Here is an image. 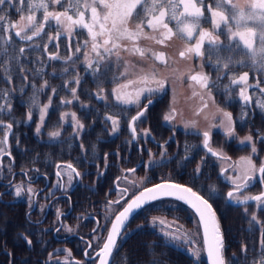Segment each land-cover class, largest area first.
Segmentation results:
<instances>
[{
    "label": "flooded vegetation",
    "instance_id": "flooded-vegetation-1",
    "mask_svg": "<svg viewBox=\"0 0 264 264\" xmlns=\"http://www.w3.org/2000/svg\"><path fill=\"white\" fill-rule=\"evenodd\" d=\"M0 7L5 9L12 22L19 21L22 13H17L15 8L8 5ZM16 7L21 5L16 4ZM55 8L63 10L59 5ZM36 14L39 16L40 12ZM203 27L209 29L211 25L204 23ZM55 31L52 27H46L45 33H41L39 37H33L31 41H21L15 37L12 30L14 44L9 46V51L18 52L20 47H24L26 51L20 57V65H12L10 83L5 78L6 74L0 70V90L10 92L9 100L12 105L11 113H0V119L8 123L11 118L13 123L6 149L11 155L0 156V194H3L0 195V264H64L65 257L70 264H75V261L94 264L95 252L102 246L111 221L115 218L114 214L106 218L107 202L119 198L120 188H128L129 194L125 200L112 206L114 212L122 210L126 201L138 191L132 188L129 181L145 176L149 181L142 187H150L161 182L162 179H171L176 183L192 187L206 199L210 195L209 186L214 185L217 192L211 193L209 202L216 212L224 235L225 257L229 264H237V262L252 264L264 250L260 244V225L255 224L250 228L249 221L253 212H256L260 221H264V209L258 210L255 202H250L245 213L243 205L225 200L223 196L230 190L231 185L221 175V169L227 168L230 162L248 155L250 147L241 145L236 138H227L222 129L212 128L210 146L215 150L223 149L224 153L231 157V161H222L207 153V149L203 147L201 133L208 130L209 124L220 123L219 118L213 119L217 106L232 113L236 121L238 137L242 138L251 133L255 139L258 131L264 133V111L255 105L259 89L249 88L253 102L246 107H243L239 100L238 87L233 91V100L227 102L222 86L229 81L224 77L218 82L219 89L212 88L215 104L207 93H202L208 107L198 112L203 106L200 95L193 96V91L200 90L187 78V75L180 79V74L202 71L216 80L219 73L206 62L201 69L202 61L194 55L189 58L180 57L179 53L189 46V42L178 36L166 41L165 44H157L153 40H141L142 47L164 52L168 64H161L151 56L141 62L138 57L124 52L121 54L123 60L130 66H135L129 69L130 73L135 74L125 78L119 75L124 69L118 66L115 57L111 58V66L106 72L102 69L100 73L94 74L87 69L85 53L90 52V45L85 47L83 44L89 39L86 30H77L71 40L67 36H61L58 41L49 42L48 36L55 35ZM146 31L153 35L150 30L146 29ZM221 39L224 37L222 36ZM78 43L81 52L75 53ZM191 43L194 44L195 41ZM57 52L61 57L73 53L75 56L73 61L67 63L63 59L49 60V54ZM94 56L95 54L92 53L89 59ZM21 66L26 69L23 73L19 71ZM152 66H155L158 72L157 78L167 77V83L163 92L153 96L154 102L150 105L143 121L137 122L139 135L133 139L128 121L139 109L135 105H117L111 90L118 83H126L128 79L135 80L140 68L148 71ZM41 67L43 72L35 75V69ZM65 68L68 69L67 72L64 71ZM245 71L249 72L250 84H254L259 79L261 87H264V74L245 66H236L232 69L236 75ZM25 76L26 80L23 78ZM76 76H79L81 81L79 86L74 82ZM44 81L48 82V87L39 93V104H46L50 96L52 104L41 132L37 134L35 129L39 123L38 108L32 109V121H29L31 126L23 128L18 126L19 95L24 94L22 95L24 99L27 90L30 100L33 94L32 85L35 84L40 88ZM66 82L67 87H65ZM141 86L130 85L127 91H133ZM149 86L155 87L154 84ZM21 87L24 89L23 92L20 91ZM74 87L77 88L78 100L73 99L70 91ZM52 88L57 89L55 95L51 91ZM101 88L104 89L103 95L107 97L106 101L97 99L96 93ZM62 99L72 102L61 105ZM0 103H3L2 93H0ZM143 103L146 101L142 99L141 107ZM170 108H175L176 112L173 121L166 122L163 116ZM242 110L248 113L244 121L240 120ZM63 112H75L84 128L78 133L74 131L71 116L62 122L60 115ZM106 115H120L118 132H111L112 125L105 119ZM188 122H195L194 126L186 128L185 124ZM143 129H150L151 135L141 134ZM55 130H59L61 135L51 138L49 133ZM2 137L3 130H0V138ZM161 145L164 147L162 148ZM257 148L259 154L254 159L259 164L260 159L264 158V142H257ZM164 149L167 151L162 161L160 154ZM186 149L187 160L184 159ZM150 152L152 159L158 163L146 168ZM105 154H107L106 160ZM69 162L82 173L78 178L73 174L74 179L70 187H68L67 175L62 177L56 175L58 171L56 166ZM159 163L166 166L161 167ZM198 165H201V172L197 177L194 170ZM125 169H136V171L126 172ZM227 175H233L232 169L228 170ZM118 177L121 179H117ZM123 177H127V180ZM58 181L65 185V188L54 187ZM21 183L26 188L30 185L36 190L31 207L27 195L21 198L13 195V186ZM261 190L264 188L257 177L248 192L255 195ZM58 209L63 213L59 219ZM153 217L163 218L171 223V230L180 227L181 232L188 231L194 243L168 239L162 234V226L158 222L153 226L151 223ZM127 226L128 234L118 240L120 247L115 250L110 264H208L199 219L187 203L175 197L162 198L138 209ZM68 227L73 231H67ZM94 228L97 230L95 233L92 231ZM196 230L203 249L198 262L187 249L200 244L197 243ZM21 233L33 241L31 247L26 244ZM94 236L99 239H94ZM88 241L92 242V248L88 249L92 258L84 255ZM242 245H247L246 252L241 250ZM65 249L71 250L70 256L64 251ZM49 253L52 254L51 259Z\"/></svg>",
    "mask_w": 264,
    "mask_h": 264
},
{
    "label": "snow or ice",
    "instance_id": "snow-or-ice-1",
    "mask_svg": "<svg viewBox=\"0 0 264 264\" xmlns=\"http://www.w3.org/2000/svg\"><path fill=\"white\" fill-rule=\"evenodd\" d=\"M16 4L21 5V7H16ZM5 5L15 8L17 13H22L18 22H12L5 9L0 7V13H3L0 14V70L6 74L5 78L9 83L11 82L12 65L19 66L20 57L26 51L24 47H20L18 52L9 51V46L14 44L12 30H14L15 37H18L21 41H31L33 37H39L41 33H45L46 27H52L56 31L55 35L48 36L49 42L58 41L61 36H67L71 40L77 30H86L89 39L85 40L83 44L85 47L90 45V52L85 53L87 69H90L94 74L100 73L102 69L106 72L111 66V58L115 57L118 66H122L124 69L119 75L125 78L130 74H135L129 71L130 67L134 68L135 66H130L127 61L123 60L122 53L126 52L129 55L138 57L141 62L146 61L151 56L154 60L160 61L161 64L167 65L168 58L164 52H156L152 48L142 47L140 41L153 40L157 44H165L166 41L178 36L189 42V46L179 53L180 57L189 58L194 55L202 61L200 64L201 69L206 62L219 73L216 80H213L210 75L202 71L194 74L191 71L187 74H180V79L187 75V78L200 90L199 92L193 91V96L200 95L203 106L198 109V112L208 107L202 93H207L213 104H215L212 88L219 89L218 82L224 77H227L229 81L228 84L222 86L227 102L233 100V91L238 87L237 95L242 102V106L246 107L253 102V96L248 91L249 88H257L259 89V95L255 99V105L261 111H264V87H261V81L257 79L254 84H250L249 72L245 71L240 75L232 72V69L236 66H245L257 73L264 74V0H211V2L209 0H0V6ZM56 5H59L63 10H56ZM37 12H40L39 16H37ZM133 22H135L134 26ZM204 23H209L211 27L205 29L203 27ZM146 29L150 30L153 35H150ZM222 36L224 39H221ZM193 40L195 41L194 44L191 43ZM56 46L59 47L58 44ZM46 47L47 45H45ZM69 48H71L70 43ZM79 52H81V46L78 43L75 53ZM75 53L67 57H61L57 52L49 54L48 58L49 60L63 59L67 63L73 61ZM92 53L95 56L89 59ZM19 71L23 73L26 69L21 66ZM64 71L67 72L68 69L65 68ZM42 72V67L35 69V75H40ZM138 73L135 80L128 79L126 83H118L111 90L117 105H135L139 109L128 121V128L133 139H136L139 135L136 128L137 122L143 121L150 105L154 102L153 96L163 92L167 83V77L157 78L158 72L155 66H152L148 71L140 68ZM23 78L27 79L26 76ZM74 82L79 86L81 82L79 76L74 78ZM133 84L142 86L133 91H127L129 86ZM152 84L155 87L149 86ZM47 87V81H44L40 88H37L35 84L32 85L31 105L26 113V120L31 121L32 109L38 108L39 123L35 129L37 134L41 132L45 117L48 115V109L52 104L51 96L46 104H39V93ZM65 87H67V82ZM23 90V88L20 89L21 92ZM51 91L55 95L57 89L52 88ZM70 91L73 94V99L78 100L77 88H71ZM103 92L104 89L101 88L96 96L97 99L106 101L107 97L103 95ZM0 93L3 96V103H0V113L10 114L12 111L9 100L10 92L0 90ZM142 99L146 103H143L141 107ZM71 102V100L66 99L60 101L61 105L70 104ZM175 112V108H170L169 112L164 114L163 119L166 122L173 121ZM247 115L248 113L242 110L240 120L244 121ZM68 116H71L74 131L78 133L79 130L84 128L75 112L61 113L60 120L63 122ZM217 118L220 120L219 124H209L208 130L201 133L203 147L207 149V153L219 160L231 161V157L227 156L223 149L215 150L210 146L212 128H220L227 138H236L241 145L250 147L248 155L239 157L237 161L230 162L227 168L221 169V175L231 185L230 190L224 194L223 198L243 205L245 213L248 211L250 202H255L258 210L264 209V190L255 195L248 192L257 177H259V182L264 188V158L260 159L259 164L254 159L259 154L257 142H264V133L258 131L255 139L251 133L242 138L238 137L235 128L236 121L232 113L218 106L216 112L213 113V119ZM105 119L111 122L112 133L119 131L120 115H106ZM194 123L188 122L185 127L194 126ZM12 129L13 123H5L4 119H0V130H3V137L0 138V145H2L0 146V156L11 155V152L6 151V149L8 148L9 134L12 133ZM141 134L148 136L151 135V131L150 129H143ZM60 135L59 130L49 133L51 138H57ZM166 143L167 141H165ZM161 147L164 146L161 145ZM81 148L83 149L82 144ZM166 151L164 149L160 154L162 161L166 156ZM106 159L107 154H105ZM184 159H188L187 149ZM157 163L152 159L150 152L149 162L145 167L150 168ZM202 164L203 158L201 159ZM201 165H198L194 170L197 177L201 172ZM159 166L165 167L166 165L159 163ZM56 167L58 169L57 176L67 175L68 187L71 186L74 175L77 178L82 176V173L70 162L64 165L58 164ZM229 169L233 171L231 176L227 175ZM124 171L135 173L136 169H125ZM117 179L121 178L118 177ZM123 179L127 180V177H123ZM148 181L147 176L129 181L132 188L138 189V191L132 194L131 199L126 201L119 212H114L112 206L125 200V197L129 194L128 188H120L118 190L119 198L107 202L106 218L113 214L115 218L111 221V226L107 230V236L104 237L102 246H100L99 251L95 252L94 264H110L115 250L120 247L118 240L128 234L127 225L132 215L149 203L166 197H175L177 200L189 204L199 215L200 223L203 225L204 249L207 252L210 264H229L228 259L225 257L224 235L216 212L209 202L211 193L217 192L216 187L214 185L209 186L210 195L206 199L205 196L194 191L192 187L176 183L171 179H162L161 182L150 187H142ZM13 187L14 197L21 198L27 195L29 207H31L36 190L30 185L26 188L23 183L16 184ZM54 187L65 188V185L58 181ZM62 215L63 213L58 209L57 218L59 219ZM157 222L162 226V234L168 239L194 243L188 231L181 232L180 227L171 230V223L166 222L163 218L153 217L151 221L153 226ZM255 224L260 225V244L262 250H264V221H260L256 212H253L249 221L250 228ZM66 230L73 231L70 227ZM56 231H59V229H56ZM92 231L95 233L97 230L94 228ZM20 235L26 244L31 247L33 241L23 233ZM94 239H99V237L94 236ZM89 248H92L91 241L87 242L84 255L92 258L88 252ZM241 250L246 252L247 245H242ZM64 251L69 256L71 255L70 249ZM191 251L194 256L198 257L200 255V250L197 248H192ZM49 258H52L51 253H49ZM64 264H70L67 257H65ZM75 264H83V262L75 261ZM252 264H264V251L257 259L253 260Z\"/></svg>",
    "mask_w": 264,
    "mask_h": 264
},
{
    "label": "trees",
    "instance_id": "trees-1",
    "mask_svg": "<svg viewBox=\"0 0 264 264\" xmlns=\"http://www.w3.org/2000/svg\"><path fill=\"white\" fill-rule=\"evenodd\" d=\"M22 88V87H21ZM25 97L23 99L22 95L24 94H20L19 95V117H18V126L20 128L23 127H29L31 126V123L29 121L26 120V113L29 111V107L31 105V99L29 100L28 98L30 97V94L28 93V91H25ZM58 103V102H55ZM34 110H37V108H33ZM32 121V120H31ZM10 122H11V118H10Z\"/></svg>",
    "mask_w": 264,
    "mask_h": 264
},
{
    "label": "rangeland",
    "instance_id": "rangeland-1",
    "mask_svg": "<svg viewBox=\"0 0 264 264\" xmlns=\"http://www.w3.org/2000/svg\"><path fill=\"white\" fill-rule=\"evenodd\" d=\"M196 237H197V239H198V241H197V243H200L199 242V240H200V236H199V233H198V231L196 230ZM192 248H197V249H199L200 250V255H202V253H203V249H202V245H201V243L200 244H197L196 246H190V247H188L187 249L190 251V252H192L191 250H192ZM200 255L197 257V256H194L195 257V260L198 262L199 261V257H200Z\"/></svg>",
    "mask_w": 264,
    "mask_h": 264
},
{
    "label": "water",
    "instance_id": "water-1",
    "mask_svg": "<svg viewBox=\"0 0 264 264\" xmlns=\"http://www.w3.org/2000/svg\"><path fill=\"white\" fill-rule=\"evenodd\" d=\"M189 205V204H188ZM190 206V205H189ZM191 207V206H190ZM192 208V207H191ZM193 209V208H192ZM194 210V212L196 213V211H195V209H193ZM196 215H197V217H198V219H199V215L196 213ZM199 223H200V219H199ZM200 227H201V232H202V239H203V244H204V235H203V225L200 223ZM204 251H205V257H206V261H207V263L208 264H210V260L208 259V256H207V252H206V250L204 249Z\"/></svg>",
    "mask_w": 264,
    "mask_h": 264
}]
</instances>
